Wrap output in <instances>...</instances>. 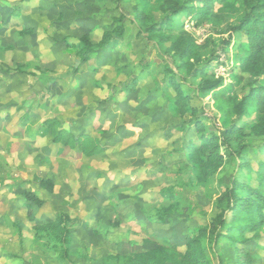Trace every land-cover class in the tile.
Listing matches in <instances>:
<instances>
[{
  "label": "rangeland",
  "instance_id": "374dc122",
  "mask_svg": "<svg viewBox=\"0 0 264 264\" xmlns=\"http://www.w3.org/2000/svg\"><path fill=\"white\" fill-rule=\"evenodd\" d=\"M160 1L0 0V70L9 81L17 74L24 78L26 98L37 100L29 105V114L33 107L48 117L54 111H65L60 117L70 124V132L88 134L83 140L100 148L87 155L79 146L56 145L52 132L41 137L32 127L26 133V142L39 140V150L29 148L35 149L30 158L39 157L40 166L44 160L53 162L52 167L44 166L53 173L18 186L9 201L0 196V264H60L58 253L44 239H37L28 218L29 205L41 223L69 216L62 224L71 236L68 264H117L113 256L126 259L163 245L185 252L190 243L196 246L198 242L204 246L199 250H209L214 264L220 254L227 264L238 263L236 249L220 243L212 250L209 232L202 230L215 212L217 198L232 180L233 168L222 167L205 186L200 184L186 148L196 133L193 126L191 131L182 128L191 119L193 108L205 116L207 132L225 126L222 114L217 113L211 96L199 95L201 79L195 84L189 79L183 81V89L191 95L190 109L181 117L172 104L173 93H163L160 74L167 64L178 70L172 54L136 36L141 23L138 12L148 13L152 21L164 17L156 10ZM239 3L223 0L216 5L215 11L221 14L217 25H198L187 18L174 32L178 36L183 28L199 44L211 40L213 50L221 45L209 77L223 78L231 94L242 97L261 77L235 69L242 56L240 34L225 43L228 27L240 16ZM120 18L127 37L122 39L121 49L102 50L96 58L77 62L69 44L84 34L98 42ZM170 44L165 42L164 47ZM147 63L150 67L144 71ZM135 77L140 78L137 87L124 90V83ZM51 105L58 108L50 112ZM253 142L262 144L258 139ZM48 179L53 190L41 184ZM170 187L177 192L181 206L162 224L155 214L169 204L163 192ZM29 192L42 203L29 201ZM242 248L243 258L248 254L254 259L250 264H264V249L256 243Z\"/></svg>",
  "mask_w": 264,
  "mask_h": 264
},
{
  "label": "trees",
  "instance_id": "16d2710c",
  "mask_svg": "<svg viewBox=\"0 0 264 264\" xmlns=\"http://www.w3.org/2000/svg\"><path fill=\"white\" fill-rule=\"evenodd\" d=\"M221 1L223 0H162L156 9L164 13L161 20L152 21L148 13L138 12L137 18L141 23L136 36L147 39L151 44L156 43L166 54H172L178 70L167 64L160 74H163V93H173L171 101L181 117H185L190 109L191 95L183 89V81L189 79L194 84L197 79H201L197 87L199 95L211 96L217 113L222 114L225 126L207 132L205 116L199 115L193 108L191 119L182 125L187 131L193 126L196 133L186 147L187 155L199 172L198 182L204 186L222 167L233 168V178L217 198L215 212L202 230L204 233L209 232L212 250L220 246V243L229 245L238 252L240 258L237 264H250L254 259L248 254L243 258L242 247L254 242L264 249V0H240L236 7L240 16L228 27L230 34L226 44L231 43L230 38L234 35L240 34L243 37V41L239 43L242 56L239 66L235 69L256 78L261 77L260 82L252 83L249 91L242 97L231 94L230 86H224L223 78L209 77V70L212 69L221 45L213 50L211 40L199 44L183 28L178 36L174 32L180 21L187 18L195 19L198 25L219 24L221 14L217 13L215 8ZM117 22V26L103 32L98 42H93L88 34H84L78 42L70 43L76 53L77 62L96 58L102 50L121 49L125 43L122 39L127 38L126 28L122 18L117 19ZM165 42L171 44L165 48ZM149 67L147 63L143 70L146 71ZM74 68L78 69L76 64ZM139 80V77L131 79L124 83L123 89L134 90ZM166 97L168 100L167 95ZM253 116V120H249ZM48 129L52 132L54 142L79 146L87 155H93L100 149L97 144L85 142L82 138L84 135L75 136L61 129L56 119L51 120ZM253 139L261 140L262 144L255 145ZM256 157L259 159L255 161ZM41 184L48 185V188L53 190L52 180H41ZM163 193L170 201L167 206L156 212L155 218L165 224L168 222L167 217L180 209L181 201L174 187L166 189ZM26 196L29 201L42 203L31 192ZM28 207V218L35 228L37 239H44L45 245H50V248L58 253L60 264L66 263L65 260L70 257L68 247L71 236L70 230L66 229L63 223L69 216L59 215L58 221L41 223L31 206ZM203 247L200 242L196 246L190 243V247L181 252L177 248L163 245L148 252L130 255L126 259L122 256H113L111 259L117 264H214L207 253L208 249L199 250ZM217 258L219 264H227L221 254Z\"/></svg>",
  "mask_w": 264,
  "mask_h": 264
},
{
  "label": "crops",
  "instance_id": "0c3cea01",
  "mask_svg": "<svg viewBox=\"0 0 264 264\" xmlns=\"http://www.w3.org/2000/svg\"><path fill=\"white\" fill-rule=\"evenodd\" d=\"M2 50L6 52L7 48ZM5 74V71L0 70V196L1 200L9 201L11 200L9 195L15 193L18 186L29 183L31 179L38 180L41 175L47 176L48 174V176H51V172L53 173L52 170L48 172L50 169L47 170L44 167H52L53 162L47 163L44 160V166H40L39 157L34 155L30 158L32 154L30 152L35 149L29 150V148L33 146V148L37 147V150H39V144L36 145V141L39 140L32 142L28 140L26 142V133L33 127L38 129L37 135L47 136L51 131L48 129V133H45V130L53 119L58 120V126L61 129L69 132L73 131L70 129V124L64 123L60 117V114H64L65 111L58 114L54 111L52 116L48 117L43 116L40 111L33 107L29 114V105L37 100L31 99V96L26 98L24 78L20 76L19 79L17 74L9 81ZM54 107L53 105L50 106V112ZM52 140L54 142V138ZM54 143L58 146L63 145L61 142Z\"/></svg>",
  "mask_w": 264,
  "mask_h": 264
}]
</instances>
